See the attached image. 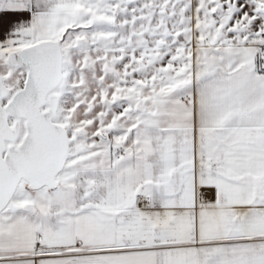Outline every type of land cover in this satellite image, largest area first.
Returning <instances> with one entry per match:
<instances>
[{"label":"snow or ice","instance_id":"1","mask_svg":"<svg viewBox=\"0 0 264 264\" xmlns=\"http://www.w3.org/2000/svg\"><path fill=\"white\" fill-rule=\"evenodd\" d=\"M0 264H264V0H0Z\"/></svg>","mask_w":264,"mask_h":264}]
</instances>
